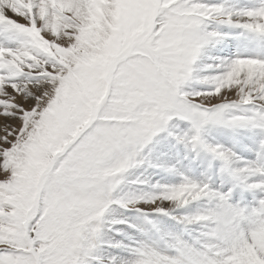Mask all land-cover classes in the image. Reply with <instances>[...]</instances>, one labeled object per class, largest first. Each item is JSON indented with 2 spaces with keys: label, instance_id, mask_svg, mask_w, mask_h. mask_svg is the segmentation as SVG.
<instances>
[{
  "label": "snow or ice",
  "instance_id": "obj_1",
  "mask_svg": "<svg viewBox=\"0 0 264 264\" xmlns=\"http://www.w3.org/2000/svg\"><path fill=\"white\" fill-rule=\"evenodd\" d=\"M0 264H264V0H0Z\"/></svg>",
  "mask_w": 264,
  "mask_h": 264
}]
</instances>
